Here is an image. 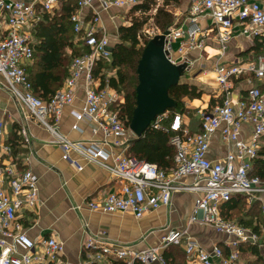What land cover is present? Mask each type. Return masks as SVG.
Segmentation results:
<instances>
[{
	"label": "built area",
	"instance_id": "obj_1",
	"mask_svg": "<svg viewBox=\"0 0 264 264\" xmlns=\"http://www.w3.org/2000/svg\"><path fill=\"white\" fill-rule=\"evenodd\" d=\"M93 1L78 0L77 10L71 16L74 32L80 39L79 49L87 52L73 58L62 88L45 100L35 95L28 74L34 62L31 30L41 21L39 8L52 13L59 8L60 0H0V16L5 26L0 32V81L3 80L5 88L24 106L28 119L53 136V143L63 150L65 160L82 171L83 167L72 158L75 154L85 162L104 168L122 183L118 193L87 202V209L102 214H129L139 220L170 206L176 193H194L199 196L189 225L213 227L225 237L226 249L218 245L208 251L188 236L186 230L178 229L169 230L158 246L138 249L134 245L111 242L106 232L90 235L85 226L87 238L83 248L87 264L106 261L167 264L161 249L170 246L181 247L185 253V261L179 264H241V245H259L264 249V243L251 227L225 219L221 207L233 196H245L249 201L258 202L264 213V181L250 176L264 146V88L248 81L246 96L234 99V79L252 75L264 80V54L246 62L215 67V80L223 100L212 109L199 112L201 132L191 133L180 113L171 117L166 112L155 119L150 127L170 133L171 145L176 150L174 167L165 171L127 153L130 141L136 136L127 125L128 119L121 116L125 96L111 86L116 71L102 69L95 76L100 62L111 61L114 46L110 44L100 13L91 19L85 16ZM141 1L99 0L106 11L110 8L132 10ZM185 3L184 11L175 14L185 16L180 26L164 32H147L149 41L165 35L166 57L174 65H186L185 71H190L195 64L190 58L193 53L210 57V49H215L214 57L222 61L237 37L245 38L252 45L264 41V0H186ZM105 73L107 76L102 79ZM81 80L85 85L83 107L71 112L75 119L72 129L78 131L80 123L93 124V134L101 133L103 139L89 144L73 141L59 130L65 108L73 106L78 98ZM245 126L251 127L248 140L243 137ZM219 130L231 151L223 159L214 161L209 158V152ZM6 133V125L0 122V139ZM20 135L28 143L26 131L22 130ZM17 161L13 147L0 142V264H67L62 240L56 236L35 240L28 235L26 219L40 208L39 178L30 169L19 172ZM24 163L29 165V159Z\"/></svg>",
	"mask_w": 264,
	"mask_h": 264
},
{
	"label": "crops",
	"instance_id": "obj_2",
	"mask_svg": "<svg viewBox=\"0 0 264 264\" xmlns=\"http://www.w3.org/2000/svg\"><path fill=\"white\" fill-rule=\"evenodd\" d=\"M67 2L68 0H60L59 8L52 13H46L39 8L41 21L31 30L32 45L36 54H34L33 64L28 68L29 74L35 65L40 71L44 69L45 62L42 59L52 54L54 50L61 49L63 56H70L74 49H79L80 39L75 32L69 30V24H67V31L64 32L63 25L67 23L65 9ZM131 12L132 10L120 8H110L106 11L103 10L99 0H94L92 7L85 10V16L91 19L96 13H100L102 24L113 47L119 40V27L128 25L132 18ZM4 27V19L0 16V32ZM243 39L245 38L237 37L232 41V47L226 58L222 60L223 62L220 58L214 57L217 55L215 49L210 50L212 52L210 57L197 52L190 55V58L195 60V64L190 71L183 74L184 78H181L180 84L196 86L202 96L195 100L185 98L183 110L173 112V114H183L185 126L191 133L201 132L199 112L212 109L223 100L222 92L215 80V67L222 63L246 62L254 57V55L246 54L248 47L246 41L241 43ZM55 40L57 42L60 40L61 43L66 42L68 45L60 48L61 44L56 43ZM48 43H51V49L45 47ZM248 81L255 86H258L256 81L260 82L252 75L243 76L239 80L234 79V99L246 96ZM3 83L1 80L0 122L6 125L7 133L4 138L0 139V142L14 148L19 172L30 169L39 178L40 208L25 222L30 238L39 240L43 237L56 236L62 240L65 243L64 260L67 264H87L86 252L83 248L87 238L85 226L88 227L90 235L96 236L106 232L111 242L134 245L138 249L158 246L166 233L173 229L186 230L188 236L208 251L218 245L226 249L225 237L217 233L213 227L189 225V218L199 196L194 193H176L172 196L170 206L161 207L139 220L129 214H102L87 209V202L98 201L109 194L118 193L122 183L115 180L104 168L85 162L75 154H72V158L83 167L82 171H79L72 162L65 160L63 150L53 143V136L36 122L28 119L24 106L11 95ZM56 87L57 84L52 85L53 90ZM84 88V81L81 80L78 87V98L73 106L65 108L59 130L73 141L89 144L91 141L103 139L101 133L93 134V124L80 123L78 131L72 129L75 119L71 112L83 107ZM39 93L44 95L45 91L40 89ZM169 113L172 117V111ZM170 120L166 121L167 124ZM22 130L26 131L28 143H25L20 135ZM250 133L251 127L245 126L243 137L246 140L250 138ZM230 151L231 147L223 142L221 130H219L212 139L209 158L219 161ZM25 159H29V165L24 163ZM7 192H10L9 189ZM34 223L36 224L31 226ZM176 247L161 249L169 264H179L185 261L183 249L178 247L182 250V255L177 256L174 252ZM245 262L241 257V264H246ZM104 264L123 263L106 261Z\"/></svg>",
	"mask_w": 264,
	"mask_h": 264
},
{
	"label": "trees",
	"instance_id": "obj_3",
	"mask_svg": "<svg viewBox=\"0 0 264 264\" xmlns=\"http://www.w3.org/2000/svg\"><path fill=\"white\" fill-rule=\"evenodd\" d=\"M185 2L186 0H142L140 4L133 7L132 12H141L142 15L151 17L149 14L156 11V14L153 16L155 25L161 30V32H164L167 29L174 27L175 15H173L169 9L177 7L181 10L183 9ZM67 4L68 5L65 8L67 12V23L63 25L65 28L64 32L67 31V24L70 26L69 30L74 32V25L71 21V16L77 10L78 0H68ZM184 19L185 16H183V19L175 26H180ZM147 22L148 18H146V20L134 18L130 25L120 26L118 30L119 40L113 47L111 61H102L95 69L96 77L99 76L102 69H105L107 72L116 71L117 76L116 78L111 79V86L114 90L125 96V103L121 109V116L128 119V126L131 124L134 111L137 107V88L139 85L138 66L145 47L149 42L142 34ZM143 38L145 39L144 41ZM56 43L61 44L60 48L68 45L66 42L61 43L60 40H58V42L56 41ZM69 46H71L70 43ZM45 47L51 49V43L45 44ZM86 52L87 50L74 49L70 56H63L61 49H57V51L54 50L52 54L44 57L42 59V61L45 62L44 69L40 71L35 65L33 71L30 74L28 73L35 95L45 100L53 96L62 88L64 77L65 80L68 77L69 67L73 58L83 55ZM252 52H254L255 57L264 54V41H257L254 43ZM34 54H36L35 51ZM106 76L107 74L105 73L101 78L105 79ZM53 84H57V87L54 90L52 89ZM259 87L264 88V83ZM40 89L45 91L44 95L39 93ZM169 95L170 98L176 102L175 108L169 110L172 111L173 114V112H180L183 110V100L185 98L191 100L199 99L201 98L202 93L198 91L196 86L179 84L170 89ZM175 154L176 150L171 145V134L154 130L151 127L145 132L142 138L132 139L128 149L129 156L135 157L140 161L156 164L160 169L165 171L174 167ZM250 176L258 177L264 181V146L259 152L258 159L254 162ZM246 201L245 196H233L229 202L221 207L222 216L225 219L231 220L235 212H241V210L247 207ZM251 208H257L258 218L256 216L251 217V211L249 210L240 217L238 224L251 227L254 232L258 234L261 242L263 240L262 243H264V213L258 202H254V205ZM252 221L254 223L253 227L251 226ZM248 222L249 224H247ZM239 249L241 257L244 260L249 257L245 262L246 264H264V249L259 245L246 244L241 245ZM174 252L177 256L182 255V250L178 247L174 249ZM225 254H228L227 250H225Z\"/></svg>",
	"mask_w": 264,
	"mask_h": 264
},
{
	"label": "water",
	"instance_id": "obj_4",
	"mask_svg": "<svg viewBox=\"0 0 264 264\" xmlns=\"http://www.w3.org/2000/svg\"><path fill=\"white\" fill-rule=\"evenodd\" d=\"M165 35H157L145 47L138 66L137 107L130 130L142 138L155 119L175 108L169 91L181 83L186 65H174L166 57Z\"/></svg>",
	"mask_w": 264,
	"mask_h": 264
},
{
	"label": "rangeland",
	"instance_id": "obj_5",
	"mask_svg": "<svg viewBox=\"0 0 264 264\" xmlns=\"http://www.w3.org/2000/svg\"><path fill=\"white\" fill-rule=\"evenodd\" d=\"M187 5L186 4H184V7L183 8H185ZM172 13H173V15H175L176 13H178V12H180V11H184L183 9H181L180 10V8H170L169 9ZM180 10V11H179ZM182 13V12H181ZM184 13V12H183ZM156 14V11H153V12H151L149 15L151 16V17H148L147 15H141V14H139L138 16H136V14H134V12H131V19H130V21H132V19H134V18H138V19H140V20H142V19H144V20H146V18H148V22H147V24L144 26V29H143V31H142V34L144 35V37L146 38V39H148V41H149V34L147 33V32H152V33H158V32H160L161 30H159L158 29V27L155 25V20L153 19V16ZM183 16L184 15H181V16H179V17H176L175 16V22H174V26L176 25V24H178L182 19H183ZM121 26H123V25H121ZM142 40V39H141ZM145 39L143 38V41H144ZM246 41V45H247V52H246V54H248V56H250V55H255L254 54V52H252V50H253V46L254 45H252L251 44V42L250 41H248V40H245V39H243V42H241V43H244ZM239 42V41H238ZM174 47L176 48V44L174 45ZM232 47V46H231ZM247 56V55H246ZM185 72H187V71H185ZM184 72V73H185ZM185 75V74H184ZM117 76V75H116ZM183 78H184V76H182ZM182 81H184V80H182ZM263 83H264V80H261L260 82H257L256 81V84H258V86H262L263 85ZM122 95H124V94H122ZM134 135V134H133ZM135 136V135H134ZM246 208L245 209H243V210H241V212H235L234 213V215H233V218L231 219L232 221H235V222H237L238 223V221H239V219H240V217L243 215V214H245L247 211H251V217H257L258 216V211H257V208H251L253 205H254V201H249V199L248 198H246ZM258 218V217H257ZM247 224H249V222L247 223ZM253 225H254V223H253V221L251 222V226L253 227ZM263 234H264V232H263ZM262 242H263V240H262ZM249 257H247L246 259H245V261H247V259H248Z\"/></svg>",
	"mask_w": 264,
	"mask_h": 264
},
{
	"label": "bare ground",
	"instance_id": "obj_6",
	"mask_svg": "<svg viewBox=\"0 0 264 264\" xmlns=\"http://www.w3.org/2000/svg\"><path fill=\"white\" fill-rule=\"evenodd\" d=\"M210 50H212V49H210ZM212 53V52H211Z\"/></svg>",
	"mask_w": 264,
	"mask_h": 264
}]
</instances>
